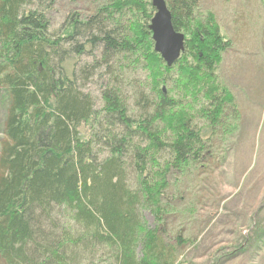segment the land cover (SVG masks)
Segmentation results:
<instances>
[{
  "label": "trees",
  "instance_id": "obj_1",
  "mask_svg": "<svg viewBox=\"0 0 264 264\" xmlns=\"http://www.w3.org/2000/svg\"><path fill=\"white\" fill-rule=\"evenodd\" d=\"M165 1L186 37L171 67L154 51L149 0L73 13L56 30V0H0V87L10 97L0 151L1 264H47L34 248L69 264L35 238L30 222L37 209L48 218L53 205L73 212L83 229L65 233L74 247L107 245L114 264H176L185 240L168 222L180 212L181 181L209 173L216 134L238 111L216 73L231 46L218 23L197 16V0Z\"/></svg>",
  "mask_w": 264,
  "mask_h": 264
},
{
  "label": "rangeland",
  "instance_id": "obj_2",
  "mask_svg": "<svg viewBox=\"0 0 264 264\" xmlns=\"http://www.w3.org/2000/svg\"><path fill=\"white\" fill-rule=\"evenodd\" d=\"M112 1L56 0L50 14L53 30L70 14L90 16L102 5L113 6ZM197 3V16L214 17L224 42L231 44L220 54L216 73L235 98L238 114L225 124V132L216 134L215 164L209 173L181 181L183 197L176 202L180 212L170 214L168 222V230L173 235L181 231L185 240L176 264H264V0ZM145 75L141 73L139 81ZM135 85L143 89L140 83ZM9 106L8 90L0 87V151L7 140ZM31 215L35 238L58 249L69 264H114L115 251L107 245L74 247L64 241L66 232L74 237L83 232L67 208L53 205L48 218L38 209ZM145 218L148 228L156 226L152 215ZM34 254L37 260L54 264L51 258Z\"/></svg>",
  "mask_w": 264,
  "mask_h": 264
},
{
  "label": "water",
  "instance_id": "obj_3",
  "mask_svg": "<svg viewBox=\"0 0 264 264\" xmlns=\"http://www.w3.org/2000/svg\"><path fill=\"white\" fill-rule=\"evenodd\" d=\"M151 5L155 10L149 24L154 51L171 67L184 53L186 37L174 29L172 15L165 0H151Z\"/></svg>",
  "mask_w": 264,
  "mask_h": 264
},
{
  "label": "bare ground",
  "instance_id": "obj_4",
  "mask_svg": "<svg viewBox=\"0 0 264 264\" xmlns=\"http://www.w3.org/2000/svg\"><path fill=\"white\" fill-rule=\"evenodd\" d=\"M160 56V55H159Z\"/></svg>",
  "mask_w": 264,
  "mask_h": 264
}]
</instances>
